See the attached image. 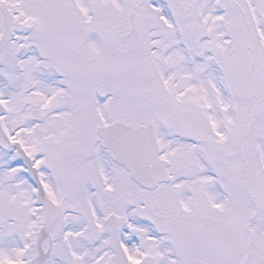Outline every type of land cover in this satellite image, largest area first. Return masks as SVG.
<instances>
[{
    "label": "snow or ice",
    "instance_id": "snow-or-ice-1",
    "mask_svg": "<svg viewBox=\"0 0 264 264\" xmlns=\"http://www.w3.org/2000/svg\"><path fill=\"white\" fill-rule=\"evenodd\" d=\"M0 264H264V0H0Z\"/></svg>",
    "mask_w": 264,
    "mask_h": 264
}]
</instances>
